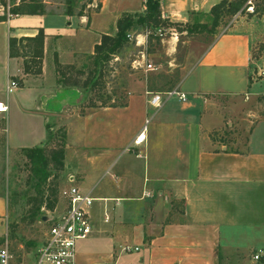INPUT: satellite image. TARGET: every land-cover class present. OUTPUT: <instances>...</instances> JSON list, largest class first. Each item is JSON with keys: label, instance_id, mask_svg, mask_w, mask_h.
<instances>
[{"label": "crops", "instance_id": "obj_1", "mask_svg": "<svg viewBox=\"0 0 264 264\" xmlns=\"http://www.w3.org/2000/svg\"><path fill=\"white\" fill-rule=\"evenodd\" d=\"M56 1L53 13L0 21L6 76L17 82L8 93L0 89L6 106L0 117L6 130L11 102L14 130L5 132L11 149L43 144L48 116L64 127L65 176L72 175L73 183L94 198L91 232L76 242L74 262L264 264V116L248 121L236 111L239 96L254 98L262 89L250 81L255 36L244 24L216 34L171 88L184 93V100L170 95L153 108L148 99L159 92L135 79L126 86L123 105L67 114L56 96L53 53L62 65H78L101 34L115 32L121 14L142 13L144 0H78L84 3L79 14L78 8L63 14ZM155 1L160 16L174 22L219 0ZM38 29L43 33L40 73L24 74L20 57L8 56L7 39L33 36ZM64 34L71 36L65 50L59 47ZM46 75L52 91L35 96ZM52 100L55 106L49 108ZM33 118L39 119L38 132ZM146 118L144 144L124 150ZM5 220L6 201L0 195L4 234ZM122 246L137 250L122 252ZM257 251L259 259L253 260Z\"/></svg>", "mask_w": 264, "mask_h": 264}, {"label": "rangeland", "instance_id": "obj_2", "mask_svg": "<svg viewBox=\"0 0 264 264\" xmlns=\"http://www.w3.org/2000/svg\"><path fill=\"white\" fill-rule=\"evenodd\" d=\"M49 2L50 5H46L45 10L54 11L57 1L49 0ZM227 2L231 3V8L218 9L215 27L212 25L214 19L208 12L209 9L188 11L185 21L171 22L160 16L161 23L157 24L155 29L151 24L134 25L127 30L129 38L114 53V57L102 63L101 78L93 87L81 86L86 72L92 67L90 60L81 58L78 65H74V69L63 68V71L67 73L66 76L70 78L68 82L73 80L77 82L75 85H63L60 82L58 84L56 74V96L62 102L60 104H63L60 111L67 114L77 110L81 112L91 102L98 104L100 101H105L106 104H121L125 100L128 82L135 79H144L146 86L151 84L159 93L170 90L188 69L193 56L200 54L216 34L235 24H244L255 36L250 63L253 66L254 58L255 63L260 65L264 51V0H227ZM8 8H10V2ZM233 8H236L234 12L231 11ZM31 23L30 20L26 21V25ZM187 28L194 29V32H187ZM166 40H171L174 44L169 42L171 44L169 45ZM70 41L71 36L62 35L59 47L64 50L69 48ZM145 62H150L153 69L145 70L142 65ZM4 63L5 28L0 25V89H4L6 78L13 79L12 76H6ZM78 70L81 73H76ZM261 79L255 81L250 79V81L258 82L263 89L264 83ZM41 82L35 96L52 91L49 75H46ZM238 100L241 107L236 110L237 115L247 116L245 119L248 121L264 116V95L261 92L254 98L241 95ZM53 101L54 103L48 105L49 108L55 106V100ZM11 104L10 102L9 110L6 112V115L9 114L6 130H4V119L0 117V195L6 201V235L2 222L0 235H4L0 237V242L6 236L11 253L18 260L23 259V264H27L31 262L30 255L39 244L42 232L49 224L46 221L47 218L54 216L59 210L58 190L67 184L62 165H56L48 156V150L60 144L59 130L63 126L53 122L50 116L46 117L53 137L47 143L39 145L43 148L48 176L37 190L29 171V163L22 151L9 148L12 142L5 141V132L7 135L14 130L13 121L10 120L13 112ZM248 121H246L247 125ZM33 123L34 129L38 132L39 119L33 118ZM40 197L42 203L33 213V207ZM48 204L52 207H47Z\"/></svg>", "mask_w": 264, "mask_h": 264}, {"label": "trees", "instance_id": "obj_3", "mask_svg": "<svg viewBox=\"0 0 264 264\" xmlns=\"http://www.w3.org/2000/svg\"><path fill=\"white\" fill-rule=\"evenodd\" d=\"M58 2L63 5V14H71L75 8H78L77 14L81 12L84 3H79L78 0H59ZM4 4L3 0L0 2ZM46 1L42 0H19L17 4H14V0H10L9 13L12 15L21 14H43V13H53L54 11L45 10ZM144 9L142 13H123L115 21V32L110 34H101L99 41L93 45L92 54L87 57L86 60H90L92 67L86 72V76L81 81L82 87L95 86L97 81L101 78L102 63L107 62L111 57H114L122 44L127 40L126 34L127 30L134 25H153L154 29L156 25L161 23L160 11L158 3L155 0H144ZM225 7V9L231 8V3L227 0H219L217 3L210 6L208 12L213 15V27L217 25L216 17L218 9ZM56 8V7H55ZM236 8L231 11L234 12ZM6 20L4 14H0V21ZM165 22V21H164ZM167 22V21H166ZM187 32H194V29L187 28ZM42 41L43 33L41 29H38L33 36H19V37H8L7 39V51L9 57H20L22 64V71L24 74H39L41 67L42 58ZM53 64L55 72L58 75L56 83L59 82L63 85H75L76 80L68 82L70 79L63 71V68L74 69V65L67 64L62 65L57 62L56 56L53 53ZM76 73H81L79 70ZM67 77V78H66ZM125 101V100H124ZM121 104H106L105 101H100L98 104L91 102L86 107H101V106H121ZM47 130V138L44 143H47L52 139L53 135L50 127L45 123ZM60 135L58 141V147L51 148L48 150L49 159L56 165H62L63 158V145L65 141V129L60 127ZM43 143V144H44ZM23 156L29 163V171L31 177L34 180V185L39 187L43 184L46 177L48 176L46 170L45 156L43 155L42 146L26 147L20 148ZM42 203L41 197L38 202L33 207V213H35ZM53 204V203H52ZM47 207H52L48 204Z\"/></svg>", "mask_w": 264, "mask_h": 264}, {"label": "built area", "instance_id": "obj_4", "mask_svg": "<svg viewBox=\"0 0 264 264\" xmlns=\"http://www.w3.org/2000/svg\"><path fill=\"white\" fill-rule=\"evenodd\" d=\"M46 1V0H42ZM4 4L0 5V14H4L6 20L15 16L9 13L10 0H3ZM19 0H14L17 4ZM249 2V1H248ZM129 38V34H126ZM261 64H256L253 58V66L250 71V79L255 81L261 79L264 83V51L262 54ZM139 65V64H137ZM145 70H152L153 66L150 62L142 64ZM17 86L14 79L7 78L4 89L5 92H10ZM264 95V88L261 91ZM176 95L178 99L184 100L185 94L176 90L170 89L162 93L151 94L148 103L153 108L160 106L164 98ZM6 106L3 100H0V113H4ZM148 118L144 119L140 130L135 134L131 141V146L124 150L130 151L132 147H137L144 144L145 129ZM67 184L60 187L58 190L59 210L54 216L47 218L49 223L42 232V237L39 244L30 255L31 262L27 264H76L74 262V248L78 240L88 236L91 232V222L89 218V211L92 206L94 198L89 195L87 191L81 190L73 182V176L67 175ZM103 220H107V215L103 214ZM6 235V234H5ZM137 247L122 246V252L136 251ZM253 260L259 259V251L251 255ZM23 259L18 260L14 256L8 246L6 236L0 242V264H23Z\"/></svg>", "mask_w": 264, "mask_h": 264}, {"label": "water", "instance_id": "obj_5", "mask_svg": "<svg viewBox=\"0 0 264 264\" xmlns=\"http://www.w3.org/2000/svg\"><path fill=\"white\" fill-rule=\"evenodd\" d=\"M43 219H45V218H43Z\"/></svg>", "mask_w": 264, "mask_h": 264}]
</instances>
